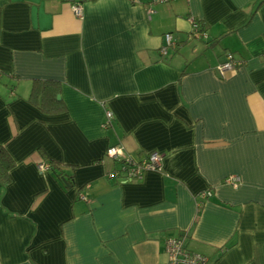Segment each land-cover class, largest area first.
<instances>
[{
  "label": "crops",
  "instance_id": "1",
  "mask_svg": "<svg viewBox=\"0 0 264 264\" xmlns=\"http://www.w3.org/2000/svg\"><path fill=\"white\" fill-rule=\"evenodd\" d=\"M74 1L0 0V264H160L177 236L208 264H264V0ZM36 77L64 111L28 101ZM117 143L161 167L109 177Z\"/></svg>",
  "mask_w": 264,
  "mask_h": 264
},
{
  "label": "built area",
  "instance_id": "2",
  "mask_svg": "<svg viewBox=\"0 0 264 264\" xmlns=\"http://www.w3.org/2000/svg\"><path fill=\"white\" fill-rule=\"evenodd\" d=\"M139 2L140 0H133ZM154 1H170V0H154ZM74 12L78 16L83 15V3L76 0L72 3ZM206 36V30L202 29L197 19L192 20V28L190 30V37H203ZM176 45V39L173 32L168 31L165 33V42L162 44L160 51L163 54L168 52L169 47ZM241 60L236 58L232 53H228L226 59L217 65V70L220 75H226L228 71L236 69ZM113 118L111 110L106 111L103 126H108ZM105 154L110 157L118 165L111 169L108 173L109 177H119L122 182L133 181L141 179L145 172L150 169H158L161 167L163 154L160 151L153 150L145 153L140 158L128 153L124 146L120 143L112 144L107 147ZM42 170L50 167L48 162L39 164ZM241 180L239 175L231 174L225 177V181L233 184H238ZM211 194V190H206L203 195ZM165 250L168 255V260L160 264H208L209 256L189 249L183 236L168 237L165 240Z\"/></svg>",
  "mask_w": 264,
  "mask_h": 264
},
{
  "label": "trees",
  "instance_id": "3",
  "mask_svg": "<svg viewBox=\"0 0 264 264\" xmlns=\"http://www.w3.org/2000/svg\"><path fill=\"white\" fill-rule=\"evenodd\" d=\"M202 29L204 24L199 22ZM205 30V29H204ZM60 93V81L55 78L32 79V85L28 96V101L45 113H58L66 109L63 99L58 97ZM14 165V160L7 149L0 144V181L7 183L10 180V169ZM50 166L56 175L63 181L66 186L72 183V174L64 172L61 165L54 160H50Z\"/></svg>",
  "mask_w": 264,
  "mask_h": 264
},
{
  "label": "water",
  "instance_id": "4",
  "mask_svg": "<svg viewBox=\"0 0 264 264\" xmlns=\"http://www.w3.org/2000/svg\"><path fill=\"white\" fill-rule=\"evenodd\" d=\"M58 97L60 98V95L58 94Z\"/></svg>",
  "mask_w": 264,
  "mask_h": 264
}]
</instances>
